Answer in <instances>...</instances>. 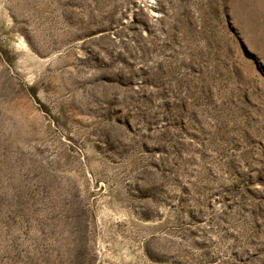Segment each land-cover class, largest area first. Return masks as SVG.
I'll use <instances>...</instances> for the list:
<instances>
[{"label":"rangeland","instance_id":"obj_1","mask_svg":"<svg viewBox=\"0 0 264 264\" xmlns=\"http://www.w3.org/2000/svg\"><path fill=\"white\" fill-rule=\"evenodd\" d=\"M0 264H264V0H0Z\"/></svg>","mask_w":264,"mask_h":264}]
</instances>
